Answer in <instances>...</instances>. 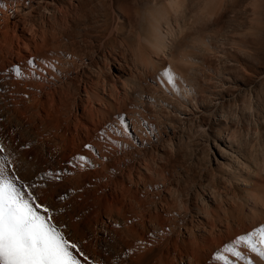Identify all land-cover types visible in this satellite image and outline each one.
<instances>
[{
	"label": "rangeland",
	"instance_id": "rangeland-1",
	"mask_svg": "<svg viewBox=\"0 0 264 264\" xmlns=\"http://www.w3.org/2000/svg\"><path fill=\"white\" fill-rule=\"evenodd\" d=\"M53 1L55 4L51 5V9L47 12L42 10L40 7H37L38 9L35 8L33 12L34 14L31 17V22L33 21L32 24L35 23L37 25L36 26L35 24H33V27L36 26L34 27V29L37 34L39 45L43 46V48L44 46H46L45 48L51 52L49 53L46 50L47 53L45 54V48L43 49L40 47V51L42 50L41 53H43L41 54V56L48 59V61H53V63L49 61V64H56L52 65V70L49 78L51 77L50 79L55 81L56 78H58L56 76L59 73L57 65L65 62V64L70 66H65V69L67 68V73L69 72V77L68 79L64 80L63 85L59 86V92L56 98V106L55 109L52 110L55 112L58 109V113L56 111L55 115L52 111H50V116L52 115L51 117H55L54 119L48 118L52 121H48V119L45 120V124L42 121L44 125H42V122L40 124L35 116L32 115L31 117V115L29 116L28 114V116L26 115L28 121L30 120L29 117L31 118L29 124L25 116H22L20 119L18 118L19 116L15 117V115L12 114V109L9 103H1L2 105H0V107L2 106L1 108L3 110L0 109V122L3 119L5 120H3L4 122H1L0 128H3L1 126L2 124L6 123L7 126H9L8 123L10 124L12 122L13 124H10V126L13 130L10 128V126L9 128L14 133L12 132L13 135H11L12 133L9 131L10 136H8L9 132L7 133V131L3 128V135H8H4V137L6 138L0 139L3 141H5L6 139L4 143L3 141H0V143L4 145H1L0 148L4 147L3 150L5 149L4 151H0V158H6V168L8 167L7 169L8 171L10 170L9 174L11 175L10 181H12L15 186L21 190L22 193L30 194L32 197L37 198V202H41L45 206H50V211L54 218H56V221L53 222H59L58 227L60 228V230L64 234H66L67 238H70V241L72 240L71 242L76 243L77 249H79V251L81 247V250L84 249L83 246H85V249L89 251V254L84 253L86 252V250L84 249L82 250L83 253L82 251L80 252L82 255H80V253L77 254L80 257H83L85 255V259H91L89 260V262L91 261L89 264H119L121 261L120 258L122 256V253L127 252L128 249L126 248H130V246L127 244H129L131 240H133L132 242L140 243L137 242V239L135 240V237L132 235L133 233L131 234V232H128L123 224L125 222L124 220H126L125 218H129L128 215H134V213L136 212L135 215L138 216L137 212L139 211L142 212H139L140 214H145L146 219H148L146 221L147 223L145 222L147 229H142L144 231L141 230L140 225H135L136 223H134L135 228L136 226L137 228H140L137 229L140 235H144L143 233L148 230V228L150 229L151 227H153L152 225H154V228L156 227V229L159 230V228L161 227L169 226L172 221L175 222L177 230L181 227L179 230L180 232H184L185 228L186 231H188V227L190 225L189 214L185 217H181V219L177 216V220H173L171 218V215H165L164 213V210L167 207H170L169 205H171L170 208L173 209V214H175L176 211L178 212L179 209L181 212H183V207L184 209L191 207L190 210L193 213L192 215H194L192 217L193 222H195V220L198 218V215H196L195 211L200 210V214H203V216L201 215L203 226H193L192 233L197 234L198 232H200V230H205L203 232H206V236H209L212 242L214 244H217V248L219 249L223 241L224 245H228L230 242L235 241L233 240L236 239L235 237L246 235L253 232L259 227H264V0H178V7L175 6L177 7L176 10L173 9L175 7L169 3V0ZM179 12L180 14H177ZM42 26H44V28ZM155 26L161 27V34H163V38H165L163 45L159 47H156L153 42V35H155ZM170 28L172 31L170 30ZM50 32H53V34L55 33V36H53V34ZM39 33H43L44 36L43 34L40 35ZM39 35L43 38L46 37V39L44 38L45 43L44 41L42 42L43 39L42 37L39 38ZM50 39L51 41H49ZM56 41H59V44L57 43L56 45ZM47 43H49L48 48ZM53 43L55 45H50ZM63 54H68V57L65 58V60L67 61L58 58ZM45 55H47V57ZM85 56L89 58V60H87L86 65H82L83 68L81 67L84 71L80 72V74L78 75H74L75 73H72V71H74L77 67L76 64H78V58ZM113 58H115V60ZM115 61L121 63L120 66L122 68L124 67L123 69H125L129 73L128 76L130 78V82L132 83V88L130 89L131 86L129 82L130 91L126 92L125 95L124 93L122 94L121 89L120 92H116V90H114L113 94V89H111L112 87L109 86H107V89L104 90V92L102 91V79L105 78L111 83L115 78L113 77V74H115L116 67L112 65H116ZM151 63L153 65H151ZM166 68H170L177 78L174 84H169L167 82V79L162 76V73ZM61 69L63 70L64 67H62ZM65 69L64 71H66ZM132 69H135V71L137 72L133 71ZM83 74L88 75V77L84 76ZM53 75L55 79L53 78ZM133 76L135 77V82L133 81ZM93 82L95 83L93 84ZM83 84L87 87L88 92H92H87V94L84 93L82 91ZM67 85L71 88H68ZM60 88H62L63 91L62 89L60 90ZM66 88L67 93L65 94ZM60 92L62 95L60 94ZM64 94L66 96H64ZM147 95L154 98V105H151L149 103L142 104V100L146 98ZM118 96L120 97V99L117 100ZM125 96H127V98ZM98 97H100L101 99H98ZM58 101H61L62 103ZM45 103L47 106V104H49V101H46ZM101 103H103L104 106L102 105L99 108V104ZM75 105L79 106V113L81 112L80 115H82L83 113H86V115L83 114L82 116H80L78 115L77 111L75 113ZM120 105L122 106V109L120 108ZM136 107L143 110L142 113L137 112V115L138 117H140L139 119H141V121H143L144 119L146 120V124L149 123V125L154 130L153 133H149L142 127L141 129L137 128L136 133L135 131H133L132 125H129L128 129L123 128L122 125H118V122H116V116L119 114L118 110L121 109L123 113L128 114L129 112L126 113V111L131 112L135 110ZM96 109L98 113L97 111H95ZM2 111L8 113H2ZM71 111L75 114H73ZM9 113L12 115H10ZM91 113L93 114V116L91 115ZM70 114L71 116H69ZM142 114L144 115L142 116ZM7 116L13 119H6L5 117ZM50 116L48 115V117ZM78 117H81L79 119L88 124L89 128L87 130V133L85 132L86 134L84 135L86 139L84 136L82 137V139L86 140L87 143L84 140V144L81 143L82 140L81 142L76 141V144L72 147L71 143L66 142L67 144H69L68 147L70 148H68L67 144L62 140L61 141L63 143L60 142L58 138L62 139V136L60 137L59 135H63V133L64 139L70 137V135L73 133L74 127H76L79 122ZM15 118L17 120H15ZM32 119L35 121H32ZM55 120L58 122V126H56L57 124L55 125ZM15 121L17 122V124L15 123ZM31 124L34 125L32 127V131H34V127H37L35 125L39 124L36 128V130L39 131L38 135H36L38 131H35V133L33 132L35 136L32 134L30 127ZM46 124L48 126L52 124V129L51 127H47ZM43 127L45 131L42 130ZM27 128H30L31 133ZM38 128L41 129L39 130ZM41 130L44 132H42ZM55 130L57 132H55ZM112 130L116 133L114 134ZM60 131L63 132L61 133ZM24 133H26L27 135H25ZM55 133H58V137L54 135L56 137V140L54 139V136H52L53 138L50 137V135H53ZM39 135L40 137H38ZM87 136L89 139L87 138ZM113 136L117 139H115ZM19 137L21 141L17 139ZM37 138H39V140ZM45 139L47 140L44 143ZM140 139L143 141L145 140V149L137 147L135 148V146H133V144H136L135 141H140ZM58 140L60 143L57 142ZM87 140L89 141V143ZM13 141H16L14 142L15 144L13 143ZM113 141L115 143L118 141L125 144L127 146L126 149L120 150L121 152L117 151V149L113 147ZM38 142H41L43 144L40 143L39 145ZM9 144L10 146H12V148H10ZM59 144L60 146H56ZM88 144H92L93 150L95 151L94 153L97 155V148L100 147L104 156L106 157L104 167L98 165L99 169L97 170V172H95L89 165L88 168L85 167V164L87 163L85 162L86 160L79 159L80 157H84L85 159L89 157L90 152H88ZM229 144L231 145L229 146ZM5 147L10 148L11 150L6 149ZM40 147L42 150L40 149ZM61 147L63 149H61ZM65 147L70 151L71 148H73V151L70 152ZM13 148H15L16 150ZM29 148H32L31 151H33V153L29 151ZM56 148L59 150H57ZM17 149L19 150V152ZM6 150L9 151V154L13 155L11 156L8 153H5ZM27 151H29L30 154ZM39 151H41L42 153ZM64 151H66L65 154L62 153ZM25 152L28 153L29 156H27ZM21 153H23L24 156H22L23 154L21 155ZM56 153L59 155H57ZM67 153H71L72 156ZM62 154L63 156H61ZM73 154H75L74 156L77 155V161H75L76 159L73 158ZM20 155L21 158L17 157ZM33 155H37L38 157L34 156V159ZM69 155L72 159L67 160V158H70ZM22 157H24L23 160H21ZM39 157H44L43 161H46V163L42 162L41 158ZM60 157H63V160ZM27 158L29 161H27ZM37 158L39 159L38 161H36ZM138 158H140L141 160ZM7 159H12L11 162H13L15 165L9 162V160ZM24 159L26 160L25 162L29 163L28 165L27 163H25L26 166L29 167H24ZM117 159H120L118 160L119 163ZM58 160L60 162H58ZM64 160L66 163L64 162ZM121 160H124V162L122 161V163ZM137 161L139 163L138 165H136ZM145 161H147L149 164ZM40 162L42 164L44 163V166L42 164L40 165ZM37 163L39 165H37ZM68 163L70 165L73 163L71 166L73 167L74 172L73 170H70L72 169V167ZM53 164L55 165L54 167ZM58 164H62V166L64 165L65 168L61 166L59 168ZM130 164L131 166H129ZM145 164H148V166H146ZM10 165L14 168L10 167ZM126 165H128V168H126ZM144 165L148 170H145V168L142 167ZM43 167L44 169H47L46 171H48L49 174L52 173V178L46 171L44 172ZM114 167H117V169ZM136 168L139 169V171H137ZM38 169L40 171H38ZM100 169L102 171H100ZM125 169L128 171H126ZM129 169H131L132 172ZM79 170L82 172L79 176L80 180L79 177L75 175V173H78ZM122 170L124 171V173ZM15 171H17L18 173ZM119 172H122V174ZM149 172H152L153 175ZM53 173L55 175H53ZM110 173L113 174L109 176L112 177L111 181L115 186L110 183V181L105 183L98 180V177H103L104 174V177H108V174ZM142 173L144 178L147 180L146 182H148L149 184L152 181L158 182L162 180L165 183L166 187H170L167 188V192H169V194H165L167 199L165 197H162V199L158 198L157 196H155V193L153 195L151 193V195L153 196L152 197L150 193L147 194L145 190H142L143 188L142 186H140V184L136 186L132 183L133 181L131 182L132 184L130 183L132 177H136V175H141ZM159 173H161L162 177L159 176ZM32 174L34 175V177ZM63 174H65V176ZM72 174L77 178H73ZM62 175L64 177H62ZM150 175L153 180L149 178ZM125 176H127L128 179ZM14 177L16 178V180ZM53 177H55L56 179ZM113 177L114 182L116 183L113 182ZM4 178L8 179L7 177ZM60 180H63L64 182H61ZM55 181L57 182V185L55 184ZM90 181L92 182L90 183ZM122 181L123 184L125 183V187L124 185L122 186ZM49 183H53V186L49 185ZM84 183H86L87 185H85ZM37 186L39 187V189ZM108 187L115 190L113 191V194H108L105 196L102 195V191L108 192V190H106L108 189ZM127 187H129V189ZM135 189L137 190L135 191ZM171 189H173V191ZM40 191L43 192L40 193ZM176 191L178 193V196L176 195ZM76 192H80V194ZM171 193L174 195L172 196ZM42 194L44 195V197ZM71 194H75V196L77 195L79 198L77 199L76 196L75 199H73L74 196L72 198ZM81 195L82 197L80 198ZM88 195L90 196L89 198H87ZM147 195H150L149 197H151L152 200ZM110 197H114V200H112ZM119 197L121 198L120 200ZM174 197L179 200H175ZM25 198H28V196L26 195ZM125 198L126 200H124ZM70 199L73 200L71 201ZM100 199L102 201V206L103 203L107 201V199L111 201H108L106 203H114V205L112 204L110 206V204H108L104 205L105 208L101 207ZM131 199H133L134 201H132ZM139 199L140 201H142V199L146 200V204L145 200L144 202L142 201L143 204L141 203L143 205V209L148 206L146 210L142 209V205L139 204L140 202H138ZM163 199L165 200V202H163ZM204 199L207 201V205H204V202H202L204 201ZM69 200L71 203L69 202ZM86 200L89 204L86 202ZM92 200L93 204L91 203ZM166 200L169 204H167ZM174 200L176 201L175 203H173ZM74 201L77 203V205ZM177 201H179V204L177 203ZM81 202H83V204H81ZM130 202H134L133 206ZM181 202L184 204L183 206ZM184 202H188L189 204L187 203L185 205ZM97 203L98 206L100 205L99 208L97 206ZM136 204L138 205L137 208ZM173 204H175V210ZM73 205H75L76 209ZM139 205L141 207H139ZM77 206H80V208L78 207L79 210L77 209ZM110 207H113L111 208L112 210L110 209ZM109 209L111 213L110 211L106 212ZM129 209L132 210L133 213ZM168 209L169 208H167L165 211L171 212V210ZM128 210L130 211V213L128 212ZM206 210L208 213L206 212ZM73 213L75 214L74 216ZM121 213L123 215H121ZM148 213L149 215H152L149 216ZM159 213H164V215H158ZM120 215L121 217L119 218H122L123 216V220L121 219L122 222L120 219V221L118 220V216ZM102 216H107L113 221L116 220L117 222L116 224H114L116 225L115 229L113 225H105L104 223H102L100 220ZM157 216L160 218H157ZM168 217L171 218V221H169L170 219ZM82 218L84 220H82ZM95 218L98 220L95 221ZM166 218L168 220H166ZM76 219L77 222H75ZM118 222H120L121 224ZM163 222L165 225L167 223V225L165 226L164 224H162ZM76 223H78L77 227L80 226L82 229L80 227H78L80 229L75 227ZM227 223L231 224L232 226H230H234V228L236 229L234 230L232 228V230H234H231L233 233L229 230L231 228ZM239 224L242 225V227ZM122 225L124 226L123 228H121ZM112 226L113 229H111ZM213 226L215 228H213ZM225 226L229 227L228 229L226 228V230H228L227 232H225ZM243 226L248 227L249 229H245L243 228ZM202 227L204 229H202ZM238 227L239 229L237 230ZM94 228L97 233L92 234V232L95 231ZM100 228L102 229V231H104V233H101L102 231L98 230ZM117 228L120 229L118 230ZM154 228L153 231L151 228L150 230H148L149 232L147 231L145 233L143 242H147L148 239H150L151 235H153V232L155 231ZM240 228L243 229L240 230ZM84 229L86 232L88 231L87 234H84ZM109 230L111 231L109 232ZM121 230L122 232L124 230V233L122 234L125 235V233H127L126 235L129 239L126 235L125 237L124 235L119 233V231ZM139 230L142 232V234ZM79 231L83 232L81 233L82 236ZM115 232L116 234H114ZM219 232H221V234L223 233L222 237L218 236ZM229 232L232 235H230ZM118 233L119 235H117ZM189 233L191 234L190 230ZM216 233L217 235L215 236ZM129 234H131L130 236H133L134 238L132 237L131 239ZM181 234L182 233H179V235L174 234L175 236L173 235L172 237L174 239L175 237L182 238ZM190 234V239H187V237L184 238L186 240L193 239ZM93 235L96 239L93 238ZM226 235H230L231 238L228 239ZM78 236H80V238ZM103 236H106L107 238H104ZM116 236H118L119 238H117ZM123 236L124 239L121 238ZM213 236L216 238L213 239ZM113 239H115L116 244L114 243ZM118 239H120V243H118ZM217 239L219 240V242L216 241ZM258 239L259 238H257V240ZM89 241H91L92 244ZM122 241H124V243ZM166 241L169 242L170 239H167ZM86 242L88 243L86 244ZM93 242L96 244H93ZM111 244L113 247H111ZM87 247H90V250ZM93 247V250L95 252H92L91 250ZM71 251L76 252L77 250L71 249ZM90 254L93 255L90 256ZM228 254L226 253L225 257H227L229 264H264V259H262L258 254L253 253L249 248L246 249L243 247V250L241 252L242 255L240 258H237L235 256L233 257L232 254ZM86 255H88V257H86ZM113 258L116 261L113 260ZM96 259L99 261V263ZM222 262H214L212 257L205 254L203 255V264H224V261Z\"/></svg>",
	"mask_w": 264,
	"mask_h": 264
},
{
	"label": "bare ground",
	"instance_id": "bare-ground-1",
	"mask_svg": "<svg viewBox=\"0 0 264 264\" xmlns=\"http://www.w3.org/2000/svg\"><path fill=\"white\" fill-rule=\"evenodd\" d=\"M53 3V4H52ZM169 3L172 5V6H177L178 7V0H169ZM55 3H54V1L53 0H0V5H2V6H0V105H2L1 103H5V104H10V107H11V109H12V114L13 115H15V117L16 116H19L18 118H20L21 119V117L22 116H25L26 117V115L28 116V114H29V116L31 115V117H32V115L33 116H35L37 119H38V121L40 122V124H41V122L43 121H45V120H47L48 118H53L54 119V117L55 116H53V117H51L50 116V111H52V110H54L55 109V106H56V102H57V96H58V92H59V86L60 85H63L64 83V80H66V79H68V77H69V72L67 73V68L65 69V66L67 65V64H65V62L64 63H61L60 65H57L58 66V74L56 75L58 78H56V81L55 80H51L50 78H49V76H50V73H51V70H52V65H54V64H52L51 65V63H53V61H50L51 63L49 64V61H48V59H46L45 57H43V56H41V54H43V53H41V51H40V47L41 48H43V46H40L39 45V43H38V39H37V34H36V31H35V29H34V27H36L37 25L35 24V23H33V24H35L36 26H34L33 27V24H32V22H31V17H32V15L34 14L33 12H34V10H35V8H37V7H40L42 10H44V11H49L51 8H50V6L51 5H54ZM170 5V6H171ZM177 7H175V8H173L174 10H176L177 9ZM61 8V7H60ZM181 8V7H180ZM38 9V8H37ZM181 10V9H180ZM62 12H63V10H62ZM176 12V11H175ZM45 13V12H44ZM177 14H180V12L179 13H177ZM55 18H56V16H55ZM39 26V25H38ZM43 28H44V26H42ZM49 27V26H48ZM68 27V26H67ZM160 27V26H159ZM158 26H155V28H154V32H155V35H153L154 37V45L156 46V47H159V46H162L163 45V43H164V39L165 38H163V34H161V31H162V29H161V27L159 28ZM42 28V29H43ZM46 28H47V25H46ZM45 28V29H46ZM41 29V28H40ZM36 30H37V28H36ZM47 30V29H46ZM45 30V31H46ZM54 30V29H53ZM170 30H171V28H170ZM172 31V30H171ZM38 32V31H37ZM42 32V31H41ZM47 32V31H46ZM48 33H49V31H48ZM50 33H52L53 34V32H50ZM164 33V32H163ZM40 34V33H39ZM41 34H43V33H41ZM40 34V35H41ZM55 34V33H54ZM53 34V36H55ZM165 34V33H164ZM39 35V36H40ZM43 36H44V34H43ZM47 36V35H46ZM50 36V35H49ZM53 36H52V39H53ZM42 36H40L39 38H41ZM48 37V36H47ZM45 39H46V37H44ZM44 38L42 37V42L44 41ZM51 38V37H50ZM57 38V37H56ZM48 39V38H47ZM40 40V39H39ZM56 40V39H55ZM49 41H51V39L49 40ZM52 41H54V40H52ZM62 41V40H61ZM41 42V43H42ZM59 41H56V45H57V43H58ZM44 43H45V41H44ZM49 43H47V48H48V45ZM59 44V43H58ZM41 45H44V44H41ZM50 45H55L54 43L53 44H50ZM60 46V45H59ZM46 46H44V48H45ZM50 47H52V46H50ZM49 47V48H50ZM43 48V49H44ZM157 49V48H156ZM46 50H47V52H49V53H51L50 51H48V49H46L45 48V54L47 53L46 52ZM52 50V49H51ZM48 53V54H49ZM68 55V54H67ZM66 54H63L61 57H58V58H61L62 60L64 59L65 60V58H67L68 56H67ZM46 57H47V55H45ZM71 57V56H70ZM72 58V57H71ZM77 59V58H76ZM114 60H115V58H113ZM122 59V58H121ZM124 59V58H123ZM29 60H32L33 61V63L32 64H29ZM59 60V59H58ZM72 60H74V59H72ZM87 60H89V58H87L86 56L85 57H80V58H78V64H76L77 65V67H76V69L74 70V71H72V73L74 72L75 74L74 75H78V74H80V72H82V71H84V70H82V65H86L87 63ZM65 61H67V60H65ZM91 61V60H90ZM118 61V60H117ZM117 61H115V63H116V65L115 64H112V65H114L115 67H116V71H115V74H113L114 76L113 77H115L113 80H112V82L110 83L107 79H105V78H103L102 79V91L104 92V90H106L107 89V86H109V87H112L111 89H113V91H112V93L114 94V90H116V92L117 91H121L122 92V94L124 93V95H125V93L126 92H128V91H130V89L132 88V83L130 82V78H129V73L125 70V69H123L120 65H121V63H118ZM58 62V61H57ZM72 62V61H71ZM75 62V61H74ZM108 62V61H107ZM127 62V61H126ZM66 63H68V62H66ZM70 63V62H69ZM76 63H77V61H76ZM91 63V62H90ZM113 63V62H112ZM96 64V63H95ZM106 64V63H105ZM56 65V64H55ZM93 65V64H92ZM146 65V64H145ZM150 65V64H149ZM151 65H153L152 63H151ZM67 66H69V65H67ZM55 67V66H54ZM60 67V68H59ZM62 67H64V69L66 70V71H64V69L62 70L61 68ZM70 67V66H69ZM82 67V68H81ZM98 67V66H97ZM16 68H19L20 69V74L19 75H17V73L15 72V69ZM88 68V67H87ZM69 69H71V68H69ZM84 69H85V67H84ZM91 69V68H90ZM94 69V68H93ZM100 70V69H99ZM102 70V69H101ZM129 70H130V68H129ZM128 70V71H129ZM133 71H135V69H132ZM56 71V70H55ZM92 71H94V70H92ZM98 71V70H97ZM96 71V72H97ZM57 72V71H56ZM99 72V71H98ZM135 72H137V71H135ZM85 73V72H84ZM88 73V72H87ZM133 74V73H132ZM84 75V74H83ZM91 75H93V74H91ZM91 75H89V76H91ZM102 75H104V74H102ZM137 75V74H136ZM136 75H135V77H136ZM52 76V75H51ZM55 76V77H56ZM84 76H87L88 77V75H84ZM83 76V77H84ZM132 76V75H131ZM138 76V75H137ZM71 77V76H70ZM77 77V76H76ZM75 77V78H76ZM106 77V76H105ZM134 77V76H133ZM135 77H134V82H135ZM53 78H54V75H53ZM82 78V77H81ZM85 78V77H84ZM132 78V77H131ZM55 79V78H54ZM80 79V78H79ZM87 79H89V78H87ZM98 79H100V78H98ZM112 79V78H111ZM85 80V79H84ZM96 80V79H95ZM94 81V80H93ZM99 81V80H98ZM97 81V82H98ZM89 82V81H88ZM90 82H91V79H90ZM96 82V83H97ZM129 82H130V89H129ZM66 83V82H65ZM95 82H93V84H94ZM100 83V82H99ZM68 84H69V81H68ZM80 84V83H79ZM85 84H86V82H85ZM135 84V83H134ZM70 85H71V83H70ZM88 85H91V84H88ZM160 85V84H159ZM100 86H99V88H100ZM67 87L68 88H71V87H69L68 85H67ZM93 87V86H92ZM98 87V86H97ZM96 87V88H97ZM135 87V86H134ZM133 87V88H134ZM62 88H63V86H62ZM62 88H60V90L62 89ZM98 88V89H99ZM94 89V88H93ZM121 89V90H120ZM91 90V89H90ZM95 90V89H94ZM93 90V91H94ZM100 90V89H99ZM138 90V89H137ZM62 91H63V89H62ZM67 91V88H66V90H65V94L67 93L66 92ZM69 91V90H68ZM71 91V90H70ZM82 91L84 92V93H86L87 94V92H88V89H87V87L83 84V87H82ZM98 91V90H97ZM109 91V90H108ZM134 91H135V89H134ZM80 92V91H79ZM90 92H92V91H90ZM90 92H88V93H90ZM96 92V91H95ZM100 92V91H99ZM63 93V92H62ZM69 93V92H68ZM60 94H61V92H60ZM64 94V96H66ZM117 94V93H116ZM62 95V94H61ZM69 95V94H68ZM79 95V94H78ZM82 95V94H81ZM103 95V94H102ZM124 95H123V97H124ZM128 95H129V93H128ZM127 95V96H128ZM104 96V95H103ZM117 96V95H116ZM127 96H125L126 98H127ZM102 97V96H101ZM59 98V97H58ZM77 98V97H76ZM81 98V97H80ZM100 97H98V99H99ZM103 98H105V97H103ZM102 98V99H103ZM112 98V97H111ZM75 99V98H74ZM101 99V98H100ZM114 99V98H113ZM118 99H120V97L118 96V98H117V100ZM64 100V99H63ZM62 100V101H63ZM46 101H49V104H47V106H46ZM58 102H61V101H58ZM76 102V101H75ZM89 102V101H88ZM123 102V101H122ZM62 103V102H61ZM73 103V102H72ZM71 103V104H72ZM107 103V102H106ZM145 103H149V104H151V105H154L153 103H154V98L152 97V96H149V95H147L146 96V98H144L143 100H142V104H145ZM58 104V103H57ZM120 104V103H119ZM73 105V104H72ZM97 105H98V103H97ZM104 106V104L103 103H101V104H99V108H100V106ZM105 105H108V104H105ZM124 105V104H123ZM9 106V105H8ZM7 106V107H8ZM121 106V105H120ZM143 106V105H142ZM2 107V106H1ZM0 107V109H2ZM72 107V106H71ZM119 107V106H118ZM9 108V107H8ZM59 108V107H58ZM60 108H61V105H60ZM59 108V109H60ZM73 108V107H72ZM98 108V109H99ZM101 108H103V107H101ZM117 108V107H116ZM121 109H122V106L120 107ZM133 108V107H132ZM56 109H57V107H56ZM118 110V115L116 116V122H118V125H122L123 126V128H128L129 129V125H132V128H133V131H135L136 132V130H137V128H140L141 129V127L142 128H144V130H147L149 133H153V128L149 125V123L148 124H146V120H144L143 118V121H141V119H139L140 117H138V113L140 112V113H142L143 112V110L142 109H139L138 107H136V109L135 110H133V111H126V113L127 112H129L128 114H125V113H123L122 112V110ZM3 110V109H2ZM4 110H5V107H4ZM58 110V109H57ZM56 110V111H57ZM100 110V109H99ZM128 110V109H127ZM130 110H132V109H130ZM11 111V110H10ZM55 111V112H56ZM61 111H62V109H61ZM60 111V112H61ZM76 111L78 112V115H80V113H79V106L78 105H75V113H76ZM83 111V110H82ZM95 111H97V109L95 110ZM100 111H102V110H100ZM99 111V112H100ZM121 111V112H120ZM124 111V110H123ZM55 115H56V113L54 112V111H52ZM72 112V111H71ZM86 112V111H85ZM103 112V111H102ZM136 112V113H135ZM138 112V113H137ZM2 113H8V112H3L2 111ZM57 113H58V111H57ZM73 113V112H72ZM75 113H73V114H75ZM83 113V112H82ZM94 113V112H93ZM96 113V112H95ZM97 113H98V111H97ZM96 113V114H97ZM101 113V112H100ZM10 114V113H9ZM12 114H10V115H12ZM52 114V113H51ZM53 114V115H54ZM61 114V113H60ZM83 114H85L86 115V113H83ZM82 114V115H83ZM0 115H1V113H0ZM4 115V114H3ZM48 115L50 116V117H48ZM58 115V114H57ZM82 115H80V116H82ZM91 115L93 116V114L91 113ZM140 115V114H139ZM144 114H142V116H143ZM6 116V115H5ZM69 116H71V114L69 115ZM4 117V116H3ZM85 117V116H84ZM2 118V117H1ZM6 119L7 118H9L8 116L7 117H5ZM11 118V117H10ZM9 118V119H10ZM79 118H81V117H78V119ZM11 119H13V118H11ZM10 119V120H11ZM20 119H19V122H20ZM29 119L31 120V118L29 117ZM3 120H5V119H3ZM3 120H1V122L3 121ZM15 120H17L16 118H15ZM26 120L28 121V119H27V117H26ZM29 120V121H30ZM50 119H48V121H49ZM84 120H86V119H84ZM9 121V120H8ZM8 121H7V123H8ZM28 121V123L30 124V122ZM32 121H35V120H33L32 119ZM31 121V122H32ZM50 121H52V120H50ZM56 121V120H55ZM69 121H71V120H69ZM68 121V122H69ZM79 122H78V124L76 125V127H74V130H73V133L70 135V137H67V138H63V135H64V133H63V135H59L62 139H60V138H58L59 140H60V142H64V143H66V142H69V143H71V145H72V147H73V145H75L76 143V141H80L81 142V140H82V142L81 143H83L84 141L86 142V140H84V139H82V137L87 133V130H88V124H86L84 121H82V120H78ZM149 121V120H148ZM1 122H0V124H1ZM4 122V121H3ZM6 122V121H5ZM25 122V121H24ZM23 122V123H24ZM43 122H42V125H44L45 124V122H44V124H43ZM150 122V121H149ZM15 123L17 124V122L15 121ZM27 123V122H26ZM25 123V124H26ZM27 123V124H28ZM38 123V122H37ZM36 123V124H37ZM48 123V122H47ZM53 123V122H52ZM58 122L56 121V123H55V125L57 124ZM6 124V123H5ZM5 124H2L1 126L7 131V133L10 131L11 133L13 132V131H11V126H10V124H13L12 122L9 124L8 123V125L10 126V128H9V126H7V124L5 125ZM22 124V123H21ZM20 124V125H21ZM26 124V125H27ZM33 124V123H32ZM31 124V125H32ZM35 124V123H34ZM49 124V123H48ZM54 124V123H53ZM30 125V127H31V131L33 130L32 129V127L34 126V125H32L31 126ZM39 125V124H38ZM38 125H35V126H37L38 127ZM47 125V124H46ZM46 125H45V127H46ZM52 125V124H51ZM51 125L50 126H48L47 125V127H51ZM93 125V124H92ZM95 125V124H94ZM117 125V126H118ZM14 126H15V124H14ZM41 126V125H40ZM54 126V125H53ZM56 126H58V124L56 125ZM18 127V126H17ZM21 127V126H20ZM37 127H34V131H32V134H33V132L35 133V131L37 132L38 130H36V128ZM3 128H0V139H4V138H6V137H4V135H3ZM19 128V127H18ZM17 128V129H18ZM24 128V127H23ZM55 128V127H54ZM90 128H91V126H90ZM120 128V127H119ZM10 129V130H9ZM26 129V128H25ZM28 130H29V132H30V128H27ZM39 129V128H38ZM41 129V128H40ZM39 129V130H40ZM46 129H48V128H46ZM51 129H52V127H51ZM57 129V128H56ZM62 129V128H61ZM60 129V130H61ZM4 130V131H5ZM13 130V129H12ZM19 130V129H18ZM42 130H44V127H43V129ZM41 130V131H42ZM49 130H50V128H49ZM54 130V129H53ZM58 130V129H57ZM92 130V129H91ZM90 130V131H91ZM5 131V132H6ZM16 131V130H15ZM45 131V130H44ZM44 131H42V132H44ZM113 131V130H112ZM4 132V133H5ZM10 132H9V135L8 134H6V135H8V136H10ZM17 132V131H16ZM20 132H21V130H20ZM50 132V131H49ZM55 132H57L56 130H55ZM61 133L63 132V131H60ZM86 132V133H85ZM93 132V131H92ZM114 132V131H113ZM14 133V132H13ZM13 133L11 134V135H13ZM23 133V132H22ZM31 133V132H30ZM38 133H39V131L37 132V134L36 135H38ZM52 133H53V131H52ZM90 133V132H89ZM116 132H114V134H115ZM137 133V132H136ZM25 135H27L26 133H24ZM65 134H66V132H65ZM91 134V133H90ZM110 134V133H109ZM141 134V133H140ZM5 135V136H6ZM34 135V134H33ZM43 135V134H42ZM47 135H48V131H47ZM57 136L58 135V133L56 134H53V135H50V137H52V136ZM89 135V134H88ZM112 135V134H111ZM15 136V135H14ZM35 136V135H34ZM54 136V139L56 138ZM108 136V135H107ZM140 136V135H139ZM20 137H21V135H20ZM20 137L19 138H17V139H19L20 140ZM27 137H29V136H27ZM31 137V136H30ZM37 137V136H36ZM38 137H40V135L38 136ZM49 137V136H48ZM58 137V136H57ZM85 137V136H84ZM91 137V136H90ZM114 137V136H113ZM123 137V136H122ZM227 137V136H226ZM12 138V137H11ZM10 138V139H11ZM23 138V137H22ZM53 138V137H52ZM87 138H88V136H87ZM111 138V137H110ZM115 138V137H114ZM114 138H112V139H114ZM9 139V138H8ZM15 139V138H14ZM38 140H39V138H37ZM36 139V140H37ZM85 139H86V137H85ZM89 139V138H88ZM91 139V138H90ZM115 139H117V138H115ZM141 139H142V137H141ZM140 139V141L139 140H136L135 141V143L136 144H133V146H135V148L137 147V148H144L145 147V145H146V142H145V140L143 141V140H141ZM16 140V139H15ZM18 140V141H19ZM26 140V139H25ZM32 140V139H31ZM35 140V141H36ZM41 140V139H40ZM46 140L47 139H45L44 140V143L46 142ZM50 140V139H49ZM56 140V139H55ZM59 140L57 141L58 143H60L59 142ZM62 140V141H61ZM84 140V141H83ZM109 140V139H108ZM121 140H122V138H121ZM0 141H3V140H0ZM5 141H6V139H5ZM5 141H3V143L5 142ZM17 141V142H18ZM21 141V140H20ZM88 141V140H87ZM111 141V140H110ZM109 141V142H110ZM14 142H16V141H13V143ZM28 142V141H27ZM41 142H43V141H41ZM41 142H38L39 143V145H40V143ZM62 142V143H63ZM9 143V142H8ZM13 143H12V145H13ZM19 143V142H18ZM17 143V144H18ZM37 143V144H38ZM48 143V142H47ZM87 143V142H86ZM88 143H89V141H88ZM15 144V143H14ZM16 144V145H17ZM34 144V143H33ZM41 144H43V143H41ZM67 144V143H66ZM66 144H65V146H66ZM84 144V143H83ZM82 144V145H83ZM112 144L114 145L113 147H115V149H117V151H120V150H123V149H126V145L125 144H123V143H121V142H112ZM148 144V143H147ZM2 145V143H0V146ZM15 145V146H16ZM19 145V144H18ZM17 145V146H18ZM30 145V144H29ZM49 145V144H48ZM64 145V144H63ZM68 145L69 144H67V147H68ZM231 144H229V146H230ZM2 146H4V145H2ZM9 146H10V144H9ZM8 146V147H9ZM22 146H23V144H22ZM37 146V145H36ZM36 146H33V147H36ZM43 146V145H42ZM56 146H60V144L59 145H56ZM88 146V152H90V155H89V157L88 158H84V160H86L85 162H87L86 164H85V167L86 168H88V165L95 171V172H97V170L99 169L98 167L99 166H103L104 167V162H106V157L104 156V154H103V152H102V149L100 148V147H98L97 148V150H98V155L97 154H95L94 152V150H93V146H92V144H88L87 145ZM6 148V149H10V148H12V146H10V148ZM19 147H21V146H19ZM28 147V146H27ZM32 147V148H33ZM62 147H64V146H62ZM61 147V149H63ZM104 147V146H103ZM112 147V148H113ZM2 148V147H1ZM0 148V149H1ZM4 148V147H3ZM3 148H2V150H3ZM16 148V147H15ZM15 148H13V149H15ZM32 148H29L30 150V152L31 153H33V151H31L32 150ZM58 148V147H57ZM56 148V149H57ZM66 148V147H65ZM68 148H70V147H68ZM68 148H66V149H68ZM19 149V148H18ZM17 149V150H18ZM28 149V148H27ZM40 149H41V147H40ZM73 148H71V151H73L72 150ZM145 149V148H144ZM5 150V149H4ZM3 150V151H4ZM11 150V149H10ZM16 150V149H15ZM42 150V149H41ZM54 150V149H53ZM57 150H59V149H57ZM69 150V149H68ZM138 150V149H137ZM240 150V149H239ZM7 151V152H6ZM5 151V153H8L9 151L8 150H6ZM29 151H27V152H29ZM34 151H36V150H34ZM47 151V150H46ZM61 151V150H60ZM63 151V150H62ZM70 151V150H69ZM70 151V152H71ZM114 151V150H113ZM141 151V150H140ZM143 151V150H142ZM17 152V151H16ZM18 152H19V150H18ZM17 152V153H18ZM22 152V151H21ZM30 152H29V154H30ZM38 152V151H37ZM39 152H41V151H39ZM65 152L66 151H64V152H62V153H64L65 154ZM115 152V151H114ZM121 152V151H120ZM11 153V152H10ZM24 153V152H23ZM23 153H21V155L23 154ZM26 153V152H25ZM42 153V152H41ZM61 153V152H60ZM73 153V152H72ZM130 153V152H129ZM9 154V153H8ZM16 154V153H15ZM27 154V156H29V154L28 153H26ZM36 154V153H35ZM44 154V153H43ZM42 154V155H43ZM47 154V153H46ZM57 154V153H56ZM67 154H70L71 155V153H67ZM77 154V153H76ZM123 154V153H122ZM9 155H13V154H9ZM9 155H7V156H9ZM21 155L20 156H17V157H20L21 158ZM57 155H59V154H57ZM56 155V156H57ZM69 155V156H70ZM75 154H73V158H75L76 159V156H74ZM114 155H115V153H114ZM11 156H10V158H11ZM22 156H24V154L22 155ZM34 156H36V157H38L37 155H33V158H34ZM61 156H63V154L61 155ZM66 156V155H65ZM72 156V155H71ZM71 156H70V158H67V160H69V159H72L71 158ZM99 156V157H98ZM141 156V155H140ZM1 157V156H0ZM14 157V156H13ZM79 157V156H78ZM115 157V156H114ZM118 157V156H117ZM9 158V159H10ZM19 158V159H20ZM23 158L24 157H22V159L21 160H23ZM39 158H41V157H39ZM43 158V159H42ZM41 158V161L42 162H44L43 160H44V157H42ZM59 158V157H58ZM61 158V157H60ZM63 158V157H62ZM61 158V159H62ZM119 158V157H118ZM121 158H123V157H121ZM131 158V157H130ZM129 158V159H130ZM9 159H7V160H9ZM13 159V158H12ZM11 159V160H12ZM35 159V158H34ZM56 159H57V157H56ZM64 159H66V158H64ZM116 159V158H115ZM125 159V158H124ZM138 159H140V158H138ZM143 159V158H142ZM11 160H9V162H11ZM18 160V159H17ZM39 159L37 158L36 159V161H38ZM46 160V159H45ZM52 160V159H51ZM60 160V159H59ZM58 160V162H60ZM63 160V159H62ZM81 160V159H80ZM79 160V161H80ZM118 160H120V159H117V161ZM127 160V159H126ZM132 160V159H131ZM136 160V159H135ZM141 160V159H140ZM147 160V159H146ZM15 161H16V159H15ZM26 160L24 159V167H29V166H26V164L25 163H27V165L29 164L28 162H25ZM27 161H29L28 160V158H27ZM57 161V160H56ZM71 161V160H70ZM75 161H77V159L75 160ZM78 161V162H79ZM109 161H110V159H109ZM124 162V160H121V162ZM20 162V161H19ZM23 162V161H22ZM64 162H65V160H64ZM74 162V161H73ZM115 162V161H114ZM122 162V163H123ZM126 162V161H125ZM136 162V161H135ZM145 162H147V161H145ZM11 163H13V162H11ZM33 163H34V160H33ZM44 163H46V161L44 162ZM43 163V164H44ZM49 163V162H48ZM61 163H63V162H61ZM66 163V162H65ZM118 163H119V161H118ZM130 163H132V162H130ZM143 163H144V161H143ZM148 163V162H147ZM14 164V163H13ZM36 164V163H35ZM40 165L42 164L41 162L39 163ZM38 163H37V165H39ZM42 164V165H43ZM69 164V163H68ZM73 164V163H72ZM71 164V165H72ZM117 164V163H116ZM135 164V163H134ZM139 163H138V161H137V164L136 165H138ZM149 164V163H148ZM148 164L146 165V166H148ZM15 165V164H14ZM59 165V164H58ZM65 165H67V164H65ZM70 165V164H69ZM69 165H68V167H69ZM70 165V166H71ZM80 165V164H79ZM99 165V166H98ZM145 165L144 166H142V167H144L145 168V170H148V169H146V167H145ZM44 166V165H43ZM47 166V165H46ZM51 166V165H50ZM55 165L53 164V167H54ZM60 166L61 167H64V165L62 166V164H60L59 165V168H60ZM76 166H77V163H76ZM81 166V165H80ZM115 166H118V165H115ZM127 167L126 168H128V165H126ZM129 166H131V164L129 165ZM10 167H13V166H11L10 165ZM23 167V166H22ZM72 167V166H71ZM136 167V166H135ZM138 167V166H137ZM141 167V166H140ZM150 167V166H149ZM8 168V167H7ZM5 169V177H7L9 180H11V175L9 174V171H8V169ZM14 168V167H13ZM19 168V167H18ZM45 168H47V167H45ZM50 168V167H49ZM65 168V167H64ZM80 168V167H79ZM82 168H83V166H82ZM114 168H116L117 169V167H114ZM130 168V167H129ZM12 169V168H11ZM28 169V168H27ZM34 169V168H33ZM43 169H44V167H43ZM52 169V168H51ZM56 169V168H55ZM67 169V168H66ZM70 169V168H69ZM115 169V170H116ZM137 169V168H136ZM22 170V169H21ZM42 170V169H41ZM47 169H44V172L46 171ZM49 170V169H48ZM53 170V169H52ZM70 170H73V172H74V169H73V167H72V169H70ZM120 170V169H119ZM126 170V169H125ZM129 170H131V169H129ZM144 170V171H145ZM12 171H14V170H12ZM29 171V170H28ZM38 171H40L39 169H38ZM37 171V172H38ZM68 171V170H67ZM100 171H102L101 169H100ZM121 171V170H120ZM123 171V170H122ZM126 171H128V170H126ZM125 171V172H126ZM137 171H139V169H137ZM141 171V170H140ZM150 171V170H149ZM15 172H17V171H15ZM30 172V171H29ZM47 173H48V171H46ZM64 172V171H63ZM77 172V171H76ZM109 172V171H108ZM131 172H132V170H131ZM142 172V171H141ZM147 172V171H146ZM153 172V171H152ZM152 172H149V173H151L152 174ZM11 173H13V172H11ZM18 173V172H17ZM16 173V174H17ZM31 173V172H30ZM32 173H34V172H32ZM82 172L79 170V172L78 173H75V175H77V177H79L80 176V174H81ZM119 173H121L122 174V172H119ZM118 173V174H119ZM123 173H124V171H123ZM137 173V172H136ZM158 173V172H157ZM22 174V173H21ZM23 174H24V172H23ZM22 174V175H23ZM35 174H36V172H35ZM49 174V173H48ZM57 174V173H56ZM59 174V173H58ZM62 174V173H61ZM60 174V175H61ZM68 174V173H67ZM103 174V173H102ZM115 174V173H114ZM117 174V175H118ZM132 174V173H131ZM145 174V173H144ZM155 174V173H154ZM160 175L159 176H161L162 177V175H161V173H159ZM13 175V174H12ZM19 175V174H18ZM21 175V176H22ZM25 175H26V173H25ZM24 175V176H25ZM31 175V174H30ZM33 175V174H32ZM43 175V174H42ZM46 175V174H45ZM50 176L52 175V173L51 174H49ZM53 175H55L54 173H53ZM64 176H65V174H63ZM62 175V177H64ZM75 175L73 176V174H72V176H73V178L75 177ZM105 175V174H104ZM104 175H103V177H98V180L100 181V182H105V183H107L108 181H110V183H112V181H111V178L112 177H110L109 175H113V174H108V177H104ZM117 175H115V176H117ZM126 175V174H125ZM134 175V174H133ZM136 175V174H135ZM146 175V174H145ZM153 175V174H152ZM156 175V174H155ZM15 176V175H14ZM57 176V175H56ZM71 176V175H70ZM120 176V175H119ZM119 176H118V178H119ZM33 177H34V175H33ZM77 177H75V178H77ZM125 177H127V176H125ZM135 177V176H134ZM134 177H132V179H131V181H130V183L132 182L133 184H135L136 186L138 185V184H140V186H142V190H145L146 192H147V194L148 193H150V195H151V193H152V195L155 193V196H157L158 198H161L162 199V197H165L166 198V195L165 194H169V192H167V188H170V187H166V185H165V183L161 180V181H158V182H154V181H152L150 184L148 183V182H146L147 180L144 178V176H143V173L141 174V175H136V177L134 178ZM147 177V176H146ZM15 178V177H14ZM13 178V179H14ZM18 178V177H17ZM27 178V177H26ZM46 178V177H45ZM49 178V177H48ZM51 178H52V176H51ZM53 178H55V177H53ZM68 178V177H67ZM117 178V179H118ZM130 178V177H129ZM134 178V179H133ZM150 179H152L151 178V175H150V177H149ZM56 179V178H55ZM58 179V178H57ZM69 179V178H68ZM127 179H128V177H127ZM149 179V180H150ZM158 179V178H157ZM15 180H16V178H15ZM18 180V179H17ZM42 180V179H41ZM64 180V179H63ZM62 180V181H63ZM74 180V179H73ZM79 180H80V177H79ZM118 180H120V179H118ZM117 180V181H118ZM123 180V179H122ZM153 180V179H152ZM160 180V179H159ZM24 181V180H23ZM29 181V180H28ZM54 181V180H53ZM58 181V180H57ZM61 181V180H60ZM61 181V182H62ZM72 181V180H71ZM121 181V180H120ZM126 181V180H125ZM124 181V182H125ZM157 181V180H156ZM52 182V181H51ZM56 182V181H55ZM54 182V183H55ZM59 182V181H58ZM64 182V181H63ZM80 182V181H79ZM92 181H90V183H91ZM113 182H114V177H113ZM119 182V181H118ZM117 182V183H118ZM83 183V182H82ZM89 183V182H88ZM114 183H116V182H114ZM122 183V186L124 185V187H125V183L123 184V181L121 182ZM128 183V182H127ZM131 183V184H132ZM48 184V183H47ZM53 184V183H52ZM51 183H49V185H52ZM56 185H57V182L55 183ZM85 185H87L86 183H84ZM113 184V183H112ZM119 184V183H118ZM147 184H149V185H147ZM171 184V183H170ZM169 184V185H170ZM37 185V184H36ZM60 185V184H59ZM58 185V186H59ZM114 185V184H113ZM168 185V184H167ZM53 186V185H52ZM96 186V185H95ZM109 186V185H108ZM115 186V185H114ZM172 186V185H171ZM38 187V186H37ZM49 187V186H48ZM57 187V186H56ZM62 187V186H61ZM90 187H91V185H90ZM110 187V186H109ZM108 187V189H106V190H108V192H106V191H102V190H100V191H102V195H112L113 194V191H115L113 188H109ZM118 187V186H117ZM133 187V186H132ZM135 187V186H134ZM36 188V187H35ZM89 188V187H88ZM93 188V187H92ZM96 188V187H95ZM128 189H129V187H127ZM38 189H39V187H38ZM56 189V188H55ZM105 189V188H104ZM119 189H121V188H119ZM119 189H117V190H119ZM140 189V188H139ZM91 190V189H90ZM89 190V191H90ZM97 190V189H96ZM132 190H133V188H132ZM137 189H135V191H136ZM172 191H173V189H171ZM175 190V189H174ZM33 191H34V189H33ZM56 191V190H55ZM121 191V190H120ZM122 191H124V190H122ZM126 191V190H125ZM129 191V190H128ZM171 191V192H172ZM37 192H38V190H37ZM43 191H40V193H42ZM46 192V191H45ZM44 192V193H45ZM138 192V191H137ZM141 192V191H140ZM143 192V191H142ZM145 192V193H146ZM56 193V192H55ZM72 193V192H71ZM76 193H78V194H80V192H76ZM83 193V192H82ZM116 193V192H115ZM119 193V192H118ZM125 193V192H124ZM123 193V194H124ZM130 193V192H129ZM174 193V192H173ZM176 193H177V191H176ZM47 194V193H46ZM49 194V193H48ZM96 194V193H95ZM121 194V193H120ZM119 194V195H120ZM172 194V193H171ZM170 194V195H171ZM43 195V194H42ZM42 195H40V196H42ZM72 195V194H71ZM90 195V194H89ZM88 195V197L87 198H89L90 196ZM99 195H101V194H99ZM114 195H116V194H114ZM118 195V194H117ZM130 195V194H129ZM140 195V194H139ZM144 195V194H143ZM142 195V196H143ZM149 195V196H150ZM151 195V196H152ZM169 195V196H170ZM174 194H172V196H173ZM177 196H178V193L176 194ZM175 195V196H176ZM73 196H74V198H73ZM77 196V195H76ZM75 194H73L72 195V198L73 199H75ZM122 196V195H121ZM120 196V197H121ZM126 196H128V195H126ZM136 196H137V194H136ZM148 196V195H147ZM148 196V197H149ZM215 196V195H214ZM220 196V195H219ZM43 197H44V195H43ZM82 197V195L80 196V198ZM102 197V196H101ZM117 197V196H116ZM119 197V200L123 197H121L120 198ZM141 197V196H140ZM147 197V198H148ZM153 197V196H152ZM47 198V197H46ZM77 199L79 198L78 196L76 197ZM86 198V197H85ZM95 198V197H94ZM111 198V197H110ZM114 198V197H113ZM113 198H111L112 200H114ZM139 198V197H138ZM145 198V197H144ZM150 199H151V197H149ZM170 198V197H169ZM171 198H173V197H171ZM175 198V197H174ZM72 199V200H73ZM76 199V200H77ZM83 199V198H82ZM96 199H98V198H96ZM103 199H104V197H103ZM118 199V198H117ZM149 199V200H150ZM167 199V198H166ZM177 198H175V200H176ZM53 200V199H52ZM71 200V199H70ZM70 200H69V202H70ZM71 200V201H72ZM119 200H117V201H119ZM124 200H126V198L124 199ZM132 201H134L133 199H131ZM138 200V199H137ZM136 200V201H137ZM144 200L145 199H142V201L144 202ZM152 200V199H151ZM164 200V199H163ZM173 200V199H172ZM174 200V202L173 203H175L176 201ZM177 200H179V199H177ZM181 200V199H180ZM57 201V200H56ZM100 201H101V199H100ZM104 201V200H103ZM106 201V200H105ZM108 201H111V200H108L107 199V201L106 202H108ZM142 201H140V199H139V201L138 202H140L139 204H141L142 203ZM154 201V200H153ZM67 202H68V200H67ZM75 202V201H74ZM86 202H87V200H86ZM90 202V201H89ZM93 202V200L91 201V203ZM94 202H95V200H94ZM106 202H104V203H106ZM124 202V201H123ZM163 202H165V200L163 201ZM166 202H167V200H166ZM179 201H177V203H178ZM202 202H204V205H207L208 203H207V201L204 199V201H202ZM51 203V202H50ZM71 203V202H70ZM76 203V202H75ZM75 203H73V204H75ZM80 203V202H79ZM88 203V202H87ZM99 203V202H98ZM98 203H97V206H98ZM103 203V206H102V201H101V207H104L105 208V206L104 205H108V204H110V203H106V204H104ZM131 203V202H130ZM134 203V202H133ZM133 203H131V205L133 206ZM136 203V202H135ZM149 203V202H148ZM147 203V204H148ZM152 203V202H151ZM160 203V202H159ZM177 203H176V205H177ZM185 203V202H184ZM188 203V202H187ZM187 203H185V205L187 204ZM66 204V203H65ZM81 204H83V202H81ZM89 204V203H88ZM93 204V203H92ZM114 205V203H111L110 204V206L111 205ZM143 204V203H142ZM141 204V205H142ZM145 204H146V200H145ZM161 204H163V203H161ZM165 204V203H164ZM167 204H169L168 202H167ZM179 204V203H178ZM181 204H182V206L184 205L182 202H181ZM180 204V205H181ZM189 204V203H188ZM76 205H77V203H76ZM80 205V204H79ZM117 205V204H116ZM125 205V204H124ZM130 205V206H131ZM174 205L175 204H173V207H174ZM68 206V205H67ZM74 206V208L76 209V207H75V205H73ZM83 206V205H82ZM96 206V207H97ZM100 206V205H99ZM99 206H98V208H99ZM126 206V205H125ZM131 206V207H132ZM134 206H135V204H134ZM147 206V205H146ZM158 206V205H157ZM166 206V205H165ZM170 207H171V205H169ZM179 206V205H178ZM177 206V207H178ZM78 207L80 208V206H77V209H78ZM85 207H86V205H85ZM91 207V206H90ZM138 207V205L136 204V208ZM139 207H141L140 205H139ZM148 207V206H147ZM146 207V208H147ZM154 207V206H153ZM160 207V206H159ZM167 207V206H166ZM170 207H167V208H169L170 210H171V212L173 211V209H171ZM172 207V208H173ZM181 207V206H180ZM189 207V206H188ZM206 207V206H205ZM72 208V207H71ZM111 208H113V207H110V209ZM146 208L145 209H143V205H142V209L143 210H146ZM155 208H156V206H155ZM162 208V207H161ZM166 208V209H167ZM175 208L176 207H174V210H175ZM191 208V207H190ZM190 208H185L184 209V207H183V212H181L180 211V209H179V211L177 212L176 211V213L175 214H173V212L171 213L170 211L168 212V211H165L163 208V210H164V213H165V215L166 214H168V215H171V218L173 219V220H177V218L178 217H180V219H181V217H185L186 215H188L189 214V217H190V219H189V221H190V225H189V227H188V231H186V228H185V231L184 232H180L179 230H180V228L177 230V227H176V224H175V222L174 221H172L171 222V224L169 225V226H167V227H161V228H159V230L158 229H156V227L154 228V225H152V222H151V225L153 226V227H151L152 228V231H153V228L155 229V231L153 232V235H151V237H150V239H148V241L146 242H143V240H144V235H145V233L148 231V230H150L149 228H148V230H146L143 234L144 235H140L139 234V232L137 231V229H140V228H137V226H136V228H135V226H134V223H136L135 225H140L141 226V230L142 229H145L146 228V224H145V222L148 220V219H146V215L145 214H140V213H142L141 211H139V212H137L138 213V216L137 215H135V213H134V215H132V214H130V215H128L129 216V218H127L126 216V220H124L125 222L123 223L124 224V226H125V228L128 230V232H131V234L135 237V240L137 239L138 241L137 242H140V243H136V242H132L133 240H131V242H129V244H127V245H129L130 246V248H126V249H128L127 250V252H125V251H123V252H125V253H122V256H121V261H120V263L119 264H203V255L205 254V255H208V256H210V257H212L213 258V260H214V262L215 261H218V263L219 262H222V261H219V260H217L216 259V254L219 252L221 255H223V256H226L225 254V252L223 251V249L225 248V246L226 245H224L223 243H224V241L220 244L221 246H220V249L219 248H217V244L215 243H213L212 242V240H211V238L209 237V236H206V232H203V231H205V230H200V232H198L197 234H193L192 233V229H193V226H203V220L201 219V215L203 216V214H200V210H197V211H195V213H196V215H198V218L195 220V222H193V219H192V217L194 216V215H192L193 213H192V211L190 210ZM208 208V207H207ZM110 209L108 210V211H106V212H109L110 211ZM135 209V208H134ZM168 209V210H169ZM69 210H72V209H69ZM69 210H67V211H69ZM79 210V209H78ZM92 210V209H91ZM112 210V209H111ZM125 210H126V207H125ZM130 210V209H129ZM128 210V212L130 213V211H132L133 210V208H132V210H130L129 211ZM150 210V209H149ZM177 210V209H176ZM83 211V210H82ZM97 211V210H96ZM138 211V210H137ZM72 212V211H71ZM79 212V211H78ZM85 212V211H84ZM100 212V211H99ZM126 212V211H125ZM146 212V211H145ZM151 212V211H150ZM158 212V211H157ZM163 212V211H162ZM206 212H207V210H206ZM68 213V212H67ZM98 213V212H97ZM110 213H111V211H110ZM132 213H133V211H132ZM153 213V212H152ZM164 213L163 214H161V213H159L158 215H164ZM208 213V212H207ZM69 214V213H68ZM71 214V213H70ZM85 214V213H84ZM95 214H96V212H95ZM94 214V215H95ZM104 214V213H103ZM106 214V213H105ZM108 214V213H107ZM128 214V213H127ZM147 214V213H146ZM75 214L73 213V216H74ZM99 215H100V213H99ZM121 215H123L122 213H121ZM121 215L120 216H118V220L120 219H122L123 218V216H122V218H119V217H121ZM148 215H149V213H148ZM150 215H152V214H150ZM149 215V216H150ZM154 215V214H153ZM156 215V214H155ZM72 216V215H71ZM79 216V215H78ZM87 216V215H86ZM178 216V217H177ZM67 217V216H66ZM83 217V216H82ZM155 217V216H154ZM153 217V218H154ZM166 217V216H165ZM164 217V218H165ZM69 218V217H68ZM85 218V217H84ZM97 218V217H96ZM95 218V221L96 220H98V219H96ZM99 218V217H98ZM157 218H160V217H158L157 216ZM163 218V217H162ZM170 220L169 221H171V218L170 217H168ZM56 219V218H55ZM54 219V221H56ZM71 219V218H70ZM150 219V218H149ZM186 219H187V217H186ZM186 219H184V220H186ZM82 220H84L83 218H82ZM101 220V222L102 223H104L105 225H107V224H109V225H113L114 226V229H115V227H116V225H114V224H116V220H112V219H110V218H108L107 216H102V218L100 219ZM119 220V221H120ZM123 220V219H122ZM122 220H121V222H122ZM151 220V219H150ZM149 220V221H150ZM166 220H168L167 218H166ZM80 221V220H79ZM89 221V220H88ZM156 221V220H155ZM158 221V220H157ZM183 221V220H182ZM188 221V222H189ZM74 222V221H73ZM75 222H77V219H76V221ZM91 222V221H90ZM159 222H160V219H159ZM162 222V221H161ZM184 222V221H183ZM55 223V222H54ZM93 223V222H92ZM96 223V222H95ZM100 223V222H99ZM118 223H120V222H118ZM147 223V222H146ZM157 223V222H156ZM185 223V222H184ZM229 223V222H228ZM227 223V224H228ZM121 224V223H120ZM154 224H155V222H154ZM160 224V223H159ZM162 224H164V222L162 223ZM161 224V225H162ZM183 224V223H182ZM226 224V225H227ZM241 224V223H240ZM239 224V225H240ZM74 225V224H73ZM77 225H78V223H76L75 224V227H77ZM80 225V224H79ZM100 225V224H99ZM165 225V224H164ZM166 225H167V223H166ZM165 225V226H166ZM184 225V224H183ZM186 225V224H185ZM213 225V224H212ZM231 224H228V226H230ZM92 226V225H91ZM113 226H112V228L111 229H113ZM123 225L121 226V228H123L124 227ZM155 226H156V224H155ZM159 226V225H158ZM163 226V225H162ZM180 226V225H179ZM215 226V225H214ZM213 226V228H215ZM232 226V225H231ZM230 226V228L231 229H229L230 231L232 230V228L234 229V230H236L235 228H234V226L233 227H231ZM241 227H242V225H240ZM239 226V227H240ZM73 227V226H72ZM71 227V228H72ZM75 227H74V229H75ZM78 227H80V226H78ZM77 227V228H78ZM83 227V226H82ZM94 227V226H93ZM103 227V226H102ZM105 227V226H104ZM119 227V226H118ZM186 227V226H185ZM239 227L237 228V230L239 229ZM81 228V227H80ZM80 228H78V229H80ZM108 228H110V227H108ZM124 228V229H125ZM226 228L228 229L229 227H227V226H225V230H226ZM243 228H248V227H244L243 226ZM243 228H240V230L241 229H243ZM73 229V230H74ZM82 229V228H81ZM106 229H107V227H106ZM118 230L120 229V228H117ZM147 229V228H146ZM184 229V228H183ZM202 229H204L203 227H202ZM219 229V228H218ZM249 229V228H248ZM77 230V229H76ZM93 230V229H92ZM94 230H95V228H94ZM98 230H101L102 231V229L100 228V229H98ZM189 230L191 231V234L189 233ZM210 230V229H209ZM212 230V229H211ZM234 230H232V231H234ZM100 231V232H101ZM111 230H109V232H110ZM116 231V230H115ZM140 231V230H139ZM142 231H144V230H142ZM152 231H151V233H152ZM222 231H223V229H222ZM228 230H226L225 232H227ZM231 231V232H232ZM65 232V231H64ZM83 232H84V234H87V232L85 231V229L83 230ZM83 232H80L79 231V233L81 234V233H83ZM86 232V233H85ZM113 232V231H112ZM126 232V231H125ZM141 232V231H140ZM149 232V231H148ZM213 232V231H212ZM217 232V231H216ZM93 233H97L96 232V230L94 231V232H92V234ZM101 233H104V231H102ZM119 233H124V230H123V232H122V230L121 231H119ZM119 233L117 234V235H119ZM150 233V234H151ZM179 233H182L181 235H182V238L180 237V238H178V240H177V238L175 237V239L172 237L174 234L175 235H179ZM186 233V234H185ZM209 233V232H208ZM207 233V234H208ZM218 233V232H217ZM217 233L215 234V236L217 235ZM230 233V232H229ZM233 233V232H232ZM237 233V232H236ZM107 234V233H106ZM114 234H116V232L114 233ZM114 234H113V237H114ZM127 233H125V235H126ZM131 234H129V236L131 235ZM141 234H142V232H141ZM147 234H149V233H147ZM146 234V235H147ZM189 234L192 236V238L193 239H191V240H186L184 237H187V239L189 238ZM238 234H239V232H238ZM237 234V235H238ZM66 235V234H65ZM76 235V234H75ZM79 235V234H78ZM89 235V234H88ZM87 235V236H88ZM91 235V234H90ZM122 235H124V234H122ZM124 235V236H125ZM174 235V236H175ZM211 235V234H210ZM221 235V236H220ZM225 235V234H224ZM230 235H232L231 233H230ZM228 236V235H226V237L228 238V239H230L231 238V236ZM81 236H82V234H81ZM84 236V235H83ZM92 236V235H91ZM99 236V235H98ZM101 236V235H100ZM107 236V235H106ZM105 236V237H106ZM124 236L123 237H121V238H123L124 239ZM127 236V235H126ZM125 236V237H126ZM132 236V237H133ZM212 236V235H211ZM219 237H222L223 236V233L221 234V232H219V235H218ZM79 238H80V236H78ZM95 236L93 235V238H94ZM104 237V236H103ZM104 237V238H105ZM117 238H119L118 236H116ZM115 237V238H116ZM131 237V236H130ZM132 237H131V239H132ZM133 237V238H134ZM214 237V236H213ZM226 237H225V239H226ZM234 237H235V232H234ZM98 238V237H97ZM107 238V237H106ZM116 238V239H117ZM127 238H128V236H127ZM146 238V237H145ZM216 237H214L213 239H215ZM235 238H237V237H235ZM257 238H259L258 236L257 237H254V239H257ZM70 239V238H69ZM72 239V238H71ZM87 239H88V237H87ZM86 239V240H87ZM92 239V238H91ZM90 239V240H91ZM94 239H96V238H94ZM126 239V238H125ZM129 239V238H128ZM167 239H170V241L169 242H167L166 240ZM190 239V238H189ZM222 239V238H221ZM227 239V240H228ZM100 240V239H99ZM101 240H103V239H101ZM105 240V239H104ZM114 240V243L116 244V242H115V239H113ZM120 239H118V241H119ZM122 240V239H121ZM127 240V239H126ZM147 240V239H146ZM233 240H236V239H233ZM232 240V241H233ZM72 241V240H71ZM83 241H84V239H83ZM88 241V240H87ZM93 241V240H92ZM216 241H218L219 242V240L217 239ZM90 243H91V241H89ZM104 242H106V241H104ZM112 242V241H111ZM121 241H119L118 243H120ZM123 243H124V241H122ZM127 242V241H126ZM192 242V243H191ZM221 242V241H220ZM229 242V241H228ZM74 243V242H73ZM83 243H85V242H83ZM88 242H86V244H87ZM108 243V242H107ZM117 243V244H118ZM231 243H233V242H230L229 244H231ZM76 244V243H75ZM92 244V243H91ZM93 244H96V243H94L93 242ZM228 244V245H229ZM78 245V244H77ZM82 245H85V244H82ZM125 245H126V243H125ZM87 246V245H86ZM94 246V245H93ZM128 246V247H129ZM81 247V246H80ZM91 247V246H90ZM90 247H87V248H89V250H90ZM95 247V246H94ZM94 247L91 249L92 250V252H95L93 249H94ZM98 247V246H97ZM105 247V246H104ZM111 247H113L112 246V244H111ZM120 247V246H119ZM121 247H123V246H121ZM127 247V246H126ZM243 247L244 248H246L247 249V247H245L244 245H238L237 246V250L238 251H240V252H242V250H243ZM262 247V249H264V246H261ZM78 248H79V246H78ZM82 248V247H81ZM81 248H80V251L78 252V251H76V252H73V255H75L76 257H77V259L80 261V264H89L90 262H89V260H91V259H85V255L83 256V257H80L77 253H80L82 250H84L86 247L85 246H83V248L84 249H82L81 250ZM125 248V247H124ZM122 249V248H121ZM79 250V249H78ZM86 250V252H84V253H88L89 254V251L87 250V249H85ZM119 250H120V248H119ZM123 250V249H122ZM153 250H154V252H153ZM88 251V252H87ZM100 251V250H99ZM121 252V251H120ZM82 253H83V251H82ZM116 253V252H115ZM94 254V253H93ZM92 254V255H93ZM228 254V253H227ZM231 253H229L228 255H230ZM80 255H82L81 253H80ZM91 254H90V256H92ZM104 255V254H103ZM99 256V255H98ZM106 256V255H105ZM233 256V255H232ZM86 257H88V255H86ZM108 257V256H107ZM117 257V256H116ZM234 257V256H233ZM93 258H94V256H93ZM97 258V257H96ZM106 258V257H105ZM112 258V257H111ZM107 259V258H106ZM109 259V258H108ZM118 259V258H117ZM97 260V259H96ZM110 260V259H109ZM113 260H115L114 258H113ZM95 261V260H94ZM116 261V260H115ZM93 262V261H92ZM97 262L99 263V261L97 260ZM106 262V261H105ZM114 262V261H113ZM96 263V262H95ZM100 263H101V261H100ZM103 263V262H102ZM108 263V262H107ZM223 263V262H222ZM111 264H114V263H111ZM221 264V263H220Z\"/></svg>",
	"mask_w": 264,
	"mask_h": 264
},
{
	"label": "snow or ice",
	"instance_id": "snow-or-ice-1",
	"mask_svg": "<svg viewBox=\"0 0 264 264\" xmlns=\"http://www.w3.org/2000/svg\"><path fill=\"white\" fill-rule=\"evenodd\" d=\"M32 63L29 60V64ZM15 72L19 75L20 69L16 68ZM162 76L169 84L177 79L170 68H166ZM5 169L6 158H0V264H80L71 251H79L76 244L60 230L58 221L53 222L50 206L22 193L12 181L4 178ZM257 236L259 239H254ZM241 244L264 259L261 247L264 246V227L237 237L223 251L240 258L242 254L237 246ZM216 259L229 264L227 257L219 252Z\"/></svg>",
	"mask_w": 264,
	"mask_h": 264
}]
</instances>
